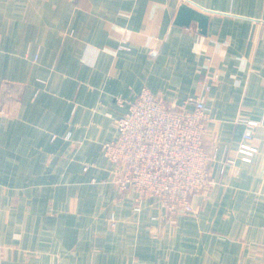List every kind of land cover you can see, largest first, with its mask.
I'll use <instances>...</instances> for the list:
<instances>
[{
    "label": "crops",
    "instance_id": "crops-1",
    "mask_svg": "<svg viewBox=\"0 0 264 264\" xmlns=\"http://www.w3.org/2000/svg\"><path fill=\"white\" fill-rule=\"evenodd\" d=\"M182 3L208 16L205 35L174 25ZM215 72L213 184L174 221L157 199L133 214L102 153L116 100L146 88L172 103ZM248 120L262 127L247 163ZM263 126L264 0H0V264H264Z\"/></svg>",
    "mask_w": 264,
    "mask_h": 264
},
{
    "label": "built area",
    "instance_id": "built-area-1",
    "mask_svg": "<svg viewBox=\"0 0 264 264\" xmlns=\"http://www.w3.org/2000/svg\"><path fill=\"white\" fill-rule=\"evenodd\" d=\"M211 67L208 61L201 68ZM217 78V72L203 76L195 95L179 96L172 103H166L146 88L132 101L116 100L118 106L125 107V112L113 120L116 137L102 145V153L115 167L114 184L118 191L133 192V213H140L144 199H157L171 216L192 213L190 197L210 182L211 159L203 142L208 122L205 94ZM243 123L237 153L248 163L257 152L249 143L262 124L254 120ZM222 129L220 123L217 131ZM56 138L52 135L50 141ZM62 139L69 141L71 133L67 131ZM226 164L233 166L235 162L227 159ZM109 221L115 224L113 214Z\"/></svg>",
    "mask_w": 264,
    "mask_h": 264
},
{
    "label": "water",
    "instance_id": "water-1",
    "mask_svg": "<svg viewBox=\"0 0 264 264\" xmlns=\"http://www.w3.org/2000/svg\"><path fill=\"white\" fill-rule=\"evenodd\" d=\"M208 16L200 11L189 7L186 3L180 4L174 19V25L179 27H189L192 22H196L199 32L206 34Z\"/></svg>",
    "mask_w": 264,
    "mask_h": 264
},
{
    "label": "rangeland",
    "instance_id": "rangeland-1",
    "mask_svg": "<svg viewBox=\"0 0 264 264\" xmlns=\"http://www.w3.org/2000/svg\"><path fill=\"white\" fill-rule=\"evenodd\" d=\"M206 133H207V130H206ZM204 146H205V148H206V136H205V138H204ZM207 149V148H206ZM237 150H238V148H237ZM209 155V154H208ZM238 155H240V154H238ZM241 156V155H240ZM242 157V156H241ZM209 158L211 159V157H210V155H209ZM229 160V159H228ZM233 160V159H232ZM251 161V160H250ZM225 164H226V161H225ZM209 175H210V172H209ZM213 184V182L211 181V178H210V182L209 183H207L206 184V186H205V188L202 190V191H200V192H198L197 194H195V195H193L192 197H190V203H191V206H192V209H193V211H194V208H193V205H192V198L194 197V196H196V195H199V194H202V193H204L205 191H206V189L210 186V185H212ZM127 192H129V191H127ZM127 192H125V193H127ZM133 208V207H132ZM164 210V209H163ZM193 211H192V213H193ZM133 212V211H132ZM164 217H165V219H167V220H169V221H174L175 220V218L177 217V216H179V215H175V216H171V214H169L168 212H166L165 210H164ZM191 213V214H192ZM133 214H135V213H133ZM182 215V214H181ZM151 220H157V217H152L151 218ZM108 223H109V226L111 227V228H115V226H116V220H115V224L114 225H111V222L109 221V219H108Z\"/></svg>",
    "mask_w": 264,
    "mask_h": 264
}]
</instances>
